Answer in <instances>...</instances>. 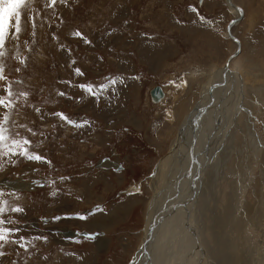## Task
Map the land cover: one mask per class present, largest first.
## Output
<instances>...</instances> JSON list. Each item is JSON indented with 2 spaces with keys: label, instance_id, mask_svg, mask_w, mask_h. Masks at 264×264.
Listing matches in <instances>:
<instances>
[{
  "label": "rangeland",
  "instance_id": "1",
  "mask_svg": "<svg viewBox=\"0 0 264 264\" xmlns=\"http://www.w3.org/2000/svg\"><path fill=\"white\" fill-rule=\"evenodd\" d=\"M233 1L244 10L232 27L241 41L230 62L237 82L206 103L211 109L198 119L201 151L196 159L197 141L188 133L191 158L182 172L183 184L193 174L188 188L203 204L194 221L199 238H193L200 243L193 255L201 249L206 255L201 264H264V0ZM234 16L225 0H57L54 6L33 0L24 30L0 49V96L11 101L0 106V124L11 137L39 144L31 151L51 163L0 156V190L16 194L0 199L25 210L8 213L5 218L17 223L6 226L19 227L10 238L23 236L19 243L27 245L0 249V264H128L145 233L153 181L157 177L167 188L174 179L169 168L176 162L181 170L186 162L183 145L176 160L165 155L184 131L204 84L235 49L225 34ZM115 77L123 82L108 84ZM83 84L93 85L97 95L81 89ZM9 85L11 97L4 91ZM156 85L165 91L158 103L149 95ZM57 112L84 126L61 120ZM37 183L43 187L33 188ZM179 187L182 202L180 193L188 190ZM175 198L171 207L179 209ZM166 199L162 217L171 210ZM166 220L165 215L162 228ZM177 225L180 230L183 224ZM93 232L99 233L84 236Z\"/></svg>",
  "mask_w": 264,
  "mask_h": 264
},
{
  "label": "bare ground",
  "instance_id": "2",
  "mask_svg": "<svg viewBox=\"0 0 264 264\" xmlns=\"http://www.w3.org/2000/svg\"><path fill=\"white\" fill-rule=\"evenodd\" d=\"M225 2H226V4L228 5V7H230V9H232L234 12H235V16L234 17H232L231 19H235V18H237V17H240V19L237 21V22H239L240 20H241V18L243 17V14H244V10H243V8L240 6V5H238L237 3H235L233 0H230V4H229V1L228 0H225ZM233 5H235V6H237V7H239L241 10H242V15H240L239 14V12H238V10L237 9H235L234 7H233ZM231 19H229V21L231 20ZM228 21V22H229ZM228 22H227V24H226V28H225V34H226V36L227 37H229L234 43H235V49L228 55V57L226 58V60H225V62H224V65L223 66H221L220 67V70H219V72L217 73V75L214 77V78H212L211 77V81H210V84H209V81L207 82V83H205L204 84V87H203V89H202V93H201V99H200V101L197 103V105L194 107V109L192 110V112L190 113V114H192L193 115V117H191V121H189V123L187 122H185V124L186 125H188L187 127V129H182V134H180V136L179 137H177L174 141H173V143H172V146H173V148H171L170 149V152H169V154L171 155V157H172V155H173V157H172V159L174 160L175 159V157H174V155H177L178 156V154H179V156H181L182 155V151H181V147H182V145H183V151L187 154V157L186 158H184L185 159V164L183 165V168L180 170L179 168H178V165H177V163L175 162L174 164H173V166H172V168H169L170 170V174L168 175V177L170 178V177H172L173 175V177L172 178H174V179H172V183H170L169 184V186L166 188V187H164V188H166V189H164L161 185H162V181L160 182V184H158V182H159V180H158V178L156 177V179H155V181H153V186L155 187V191H154V193L152 194V196H151V199L149 200V202H148V208H147V216H146V220H145V223H144V225H143V231L145 232L144 234H143V239H145L144 238V235H145V237H146V233H147V229H148V227H149V224H150V222H151V220L153 219V216H155V220H156V218L157 219H159V223L160 224H158L160 227H161V229H160V227L158 228V229H160L159 231H155L154 229H153V231H152V236H153V234L155 233V232H157L156 233V235L154 236V238L153 239H151L150 241H149V243H148V245H147V251H148V253L150 254V258H149V260L147 261V264H155L156 262H157V260H158V258H159V261L160 260H162L163 261V263L164 264H170L171 262H172V260L174 259L175 260V263H179V264H195V263H197V264H201V262L205 259V256L206 255H204V249H201V250H199L198 252H196L194 255H193V253H194V250H193V246H194V244H200V243H198V242H196V240L195 239H193L194 237L195 238H199L198 236H196L195 234H196V225L194 224V221H195V216H198V215H200V213H201V211H199L200 209H201V207H202V205L200 204V202H197V199H195V198H197V196H196V193L194 194V195H191V193H190V189L188 188V185H189V178H191V176L193 175V174H191L190 176H189V178H186V179H184V184H183V169H187L188 167H187V164L189 165V162H188V158H191V157H189V153H188V146H187V142L189 141V139L187 138L188 137V133H190V137H192V136H195V138H196V141H197V145L195 146L194 145V147H192L193 148V152H194V155H195V157H196V159H197V156L199 155V152L201 151V140H202V136L201 135H199V133H200V128H198V119L200 118V117H202L203 116V114H205L206 112L208 113L209 112V109H211L210 108V106H207L206 105V103H208L209 101H212L213 99H217L218 98V95H219V90L221 91V96H222V94H223V92H225V91H229V89H230V87H231V85L233 84V82H234V80H235V82H237L236 81V78H235V74H236V70L234 69H232L230 66V62L232 61V59L235 57V56H237V54L239 53V51H240V49H241V41H240V39L237 37V36H235V34L233 33V30H232V27H233V25H235L237 22H235V23H233L231 26H229L230 28H229V31L231 32V34H233L237 39H238V41H239V50L236 52V54H234L235 53V50L238 48L237 47V43L231 38V36L229 35V31L227 30V25H228ZM229 69V70H231L233 73H231V74H229V73H226L225 72V70L227 69V68ZM212 74V73H211ZM214 74V73H213ZM225 75V76H224ZM236 76H238V75H236ZM222 81H225V83H223ZM220 82H222L223 84H225L224 86H222L221 84H220ZM227 82L229 83V84H227ZM209 84V85H208ZM183 85V84H182ZM221 85V86H220ZM160 86V85H159ZM221 87H223V88H221ZM233 87V86H232ZM235 87V86H234ZM160 88H161V91H162V95H161V97L159 98V99H156L155 97H153L152 95H151V89H150V91H149V95H150V99H152V101L154 102V103H158L164 96H165V91L163 90V88L160 86ZM227 89V90H226ZM234 89V88H233ZM230 92V91H229ZM228 92V93H229ZM232 92V91H231ZM221 100V99H220ZM213 103V102H212ZM209 104V103H208ZM204 105H206V107L205 108H203V106ZM214 106V105H213ZM222 108V107H221ZM205 109V110H204ZM213 109V108H212ZM215 109V108H214ZM213 109V111L212 112H215V110ZM222 110V109H221ZM201 112V113H200ZM205 112V113H204ZM209 116V114H207L206 115V117L205 118H207ZM194 118V121H192V119ZM189 125H191V129H189ZM182 127V126H181ZM186 128V127H185ZM181 133V132H180ZM185 137L187 138V139H185ZM195 141V142H196ZM192 144H194V143H192ZM189 145V144H188ZM221 145V144H220ZM171 146V147H172ZM196 148V149H195ZM178 151H179V153H178ZM181 152V153H180ZM209 153H210V151H209ZM191 154V153H190ZM170 157V156H169ZM180 158V157H179ZM210 158V157H209ZM167 160V159H166ZM170 160V159H169ZM176 160V159H175ZM163 162V161H162ZM180 167H182V166H180ZM203 169H204V167H203ZM183 172V173H182ZM205 172V171H204ZM206 173V172H205ZM171 175V176H170ZM199 178H200V176H199ZM195 179V178H194ZM179 180V181H178ZM177 181V182H176ZM167 182V180L165 181V183ZM184 185V186H186V191L185 192H187V190H188V192H187V195L186 196H184V194H182V193H180V197H182L183 196V201L181 202V199L180 200H178V198H179V196H178V194H179V189H180V185ZM167 185V184H166ZM205 185V184H204ZM162 187V188H161ZM171 189H170V188ZM197 188V187H196ZM170 189V190H169ZM194 190V189H193ZM191 191H192V189H191ZM199 191V190H198ZM204 191V190H203ZM169 192H171V193H169ZM193 192V191H192ZM166 193V194H165ZM202 193H204V192H202ZM174 196L176 197L175 199V203L177 204V201H179L181 204H182V206H180L179 207V209H174V207H176V206H173V207H171V205H173V204H171L172 203V201L174 200L173 198H174ZM196 196V197H195ZM198 196H199V194H198ZM163 198H167L168 199V202H167V204H168V209H170V207H171V210H169L170 212L168 213V214H165L166 216H167V220H166V225L162 228V226H163V223H162V218L163 217H165V215H163V217L161 216V208H162V206H161V204H162V199ZM166 199V200H167ZM200 199V198H199ZM198 199V200H199ZM161 201V202H160ZM201 201V200H200ZM178 202V203H179ZM175 203H174V205H175ZM179 203V204H180ZM165 204V203H164ZM165 207V206H164ZM164 213V212H163ZM190 213V219H188L187 217H186V215H188ZM183 215V216H182ZM162 218H161V217ZM170 216H172V218L169 220V218H170ZM182 216V217H181ZM177 219H180V220H178L177 221ZM186 219H188V224L186 223ZM191 219H192V221H191ZM168 221H169V223H168ZM173 221H177V223H174ZM172 222V223H171ZM233 222V221H232ZM171 223V224H170ZM155 224H157V220L155 221ZM177 224H183V225H181L182 226V228L179 230V226L177 225ZM166 226H168L167 228H166ZM166 228V231H164V232H161V230L163 229H165ZM202 234V233H201ZM143 239H142V241H141V243L143 242ZM201 240V239H200ZM156 242H157V244H156ZM140 243V244H141ZM172 243H176L177 244V247H176V249H174V246H173V244ZM180 243H183V247H184V249H177L178 247H179V244ZM203 243V242H202ZM139 244V245H140ZM161 245V249H157L158 248V245ZM138 245V246H139ZM162 245L163 246H166L165 248L166 249H163L162 248ZM155 247H157V248H155ZM186 249H190L189 251H190V253H191V256H190V253L189 254H184L187 250ZM182 252L183 251V253H182V255H181V257H177V258H174V256H175V254H176V252L177 253H179V252ZM206 252V251H205ZM227 252V251H226ZM136 255V254H135ZM134 255V256H135ZM187 255V256H186ZM133 256V257H134ZM140 255H136V258H138ZM186 256V257H185ZM192 257V259H193V262H191V260H190V258ZM227 257V256H226ZM157 260H156V259ZM162 263V264H163ZM159 264H161V262H159Z\"/></svg>",
  "mask_w": 264,
  "mask_h": 264
},
{
  "label": "snow or ice",
  "instance_id": "3",
  "mask_svg": "<svg viewBox=\"0 0 264 264\" xmlns=\"http://www.w3.org/2000/svg\"><path fill=\"white\" fill-rule=\"evenodd\" d=\"M33 3V0H0V49H2L6 43V40L14 36L16 34L21 33L23 29V24L27 23V17L26 13L29 8V6ZM57 3V0H50V6H54ZM60 3H67V0H60ZM203 19V17H201ZM75 36H81L82 34L80 32L73 33ZM90 43V41H86ZM5 53L3 51H0V57H3ZM23 63V61H21ZM19 71V69H16ZM77 75H83V72L80 71L79 68L76 70ZM4 68L3 65L0 64V80L5 79L4 75ZM120 79L121 82L122 79L120 77L111 78L108 80V84H115L116 81ZM108 84L103 85L102 87L104 89H107ZM81 89H83L85 92L97 95L93 91V85L91 84H83L79 85ZM7 93L8 97H11L14 95V93L11 90V85H9L8 88L4 90ZM20 95H27L26 93H20ZM60 96H64L65 93L60 92L58 93ZM0 106L2 107H9L11 106V101H6V98L4 96H0ZM37 111H39L37 109ZM57 117H59L61 120H64L67 123L73 124L76 127H83V124H78L75 121H72L70 117L66 116L63 113H54ZM9 121V117L7 115L4 116V123L6 124ZM88 123L87 121H84V124ZM29 131H32L29 129ZM16 135H19L18 133ZM35 135V133H33ZM10 140V144L7 143ZM39 144H36L33 146L32 141L30 139L24 138V139H15L10 136L9 129L4 127L3 124H0V156H18L26 158L28 161L37 162V163H48L50 164V161H47L46 157H43L39 153H35L31 151L33 147H39ZM16 149H20L19 152L16 151ZM15 163V161H14ZM3 168V165L0 164V169ZM60 180H66L70 179L69 177H60ZM53 185L55 184V180L51 181ZM13 196L15 197V193H6L2 190H0V198H3L5 196ZM51 195L55 196L56 192L53 191ZM24 209L14 203H10L8 199H0V249H3L8 244H19L20 247L27 250V245L19 243V241H23L24 237L20 236L19 241L16 239H11L10 237L14 236L15 234H18L20 232L19 227H7L6 225H12L16 224L17 221L12 220L11 218H5V216L8 213H18L22 214L24 213ZM81 219H84V217H80ZM56 219H59V217H56ZM47 221H45L46 223ZM36 239H44L47 240V237H36ZM31 242L29 241V244ZM5 252L0 251V256H4Z\"/></svg>",
  "mask_w": 264,
  "mask_h": 264
},
{
  "label": "water",
  "instance_id": "4",
  "mask_svg": "<svg viewBox=\"0 0 264 264\" xmlns=\"http://www.w3.org/2000/svg\"><path fill=\"white\" fill-rule=\"evenodd\" d=\"M229 1V4H230V0H228ZM233 7L235 8V9H237L238 10V12H239V14L240 15H242V10L239 8V7H237V6H235V5H233ZM240 19V17H237V18H235V19H231L229 22H228V25H227V30L229 31V26H231L233 23H235V22H237L238 20ZM229 35L231 36V38L237 43V49L235 50V53L234 54H236V52L239 50V41H238V39L233 35V34H231V32L229 31ZM227 68V67H226ZM225 72L226 73H229V74H231V73H233L231 70H229L228 68L225 70ZM225 76V75H224ZM151 95L153 96V97H155L156 99H159L160 97H161V95H162V91H161V88H160V86H158V85H156V86H154L152 89H151ZM191 117H193V115L192 114H189L186 118H185V122L187 123H189V121H191ZM192 121H194V118L192 119ZM185 127H186V124H185V126L183 127L184 128V130H185ZM191 127V125H189V129H191L190 128ZM191 148V147H190ZM161 217V216H160ZM155 216H153V219L151 220V222H150V224H149V227H148V229H147V233H146V237H145V239H144V241L138 246V248L136 249V251H135V253H136V255L138 254V255H140L138 258H136V255L134 256V257H132L130 260H129V262H128V264H147V261L149 260V258H150V254L148 253V251H147V245H148V243H149V241L151 240V239H153V236H152V231H153V229H158V223H159V219H157L156 218V220H157V224H155Z\"/></svg>",
  "mask_w": 264,
  "mask_h": 264
},
{
  "label": "crops",
  "instance_id": "5",
  "mask_svg": "<svg viewBox=\"0 0 264 264\" xmlns=\"http://www.w3.org/2000/svg\"><path fill=\"white\" fill-rule=\"evenodd\" d=\"M233 30V29H232ZM233 33H234V31H233ZM235 34V33H234ZM237 71V70H236Z\"/></svg>",
  "mask_w": 264,
  "mask_h": 264
}]
</instances>
